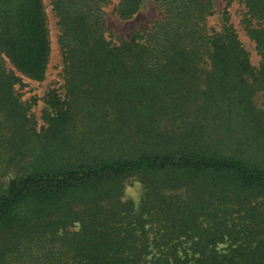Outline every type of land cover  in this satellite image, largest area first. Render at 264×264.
<instances>
[{
  "label": "trees",
  "instance_id": "obj_1",
  "mask_svg": "<svg viewBox=\"0 0 264 264\" xmlns=\"http://www.w3.org/2000/svg\"><path fill=\"white\" fill-rule=\"evenodd\" d=\"M143 1L120 0V19ZM109 2L51 0L64 94L37 131L15 87L45 77L44 6L0 0V170L17 171L0 264H264V0H241L256 69L233 27L209 29L211 0H152L158 19L118 45Z\"/></svg>",
  "mask_w": 264,
  "mask_h": 264
},
{
  "label": "rangeland",
  "instance_id": "obj_2",
  "mask_svg": "<svg viewBox=\"0 0 264 264\" xmlns=\"http://www.w3.org/2000/svg\"><path fill=\"white\" fill-rule=\"evenodd\" d=\"M44 6L46 23L49 34L50 54L43 80L34 81L26 77H21V82L15 87L17 95L20 97L24 105L28 106L29 114L33 116L36 122V130L41 131L46 127L44 114L52 113L48 107V96L58 95L63 97V80H62V59L57 43L58 30L56 26V18L52 13L51 0H41ZM120 0H110L104 8V18L108 30V38L113 45H118L123 41H130L132 36L137 33H145L148 31L158 19V10L152 3V0H144L136 14L130 19L122 20L118 16L117 6ZM212 15L207 19V25L210 30L221 33L230 25L236 32L240 43L248 54L250 64L253 68L259 65V56L255 50L254 43L247 37L241 19L243 18L244 8L241 0H211ZM248 83L250 79H247ZM253 105L257 109H262L263 94L256 90L253 93ZM17 174L15 169L8 171L0 170V190L5 189L7 181ZM146 193V188L138 177H131L122 183L121 199L129 201L134 205L136 212L141 207L142 200ZM177 193L166 192L167 195H175ZM182 194V193H181ZM222 247V246H221Z\"/></svg>",
  "mask_w": 264,
  "mask_h": 264
}]
</instances>
